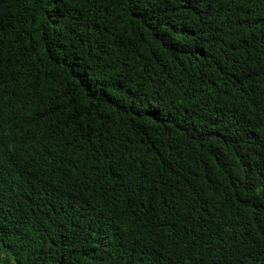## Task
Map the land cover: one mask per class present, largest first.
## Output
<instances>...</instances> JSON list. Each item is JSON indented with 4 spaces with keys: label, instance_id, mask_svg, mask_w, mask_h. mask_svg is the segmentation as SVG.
Masks as SVG:
<instances>
[{
    "label": "trees",
    "instance_id": "16d2710c",
    "mask_svg": "<svg viewBox=\"0 0 264 264\" xmlns=\"http://www.w3.org/2000/svg\"><path fill=\"white\" fill-rule=\"evenodd\" d=\"M0 264H264V0H0Z\"/></svg>",
    "mask_w": 264,
    "mask_h": 264
}]
</instances>
